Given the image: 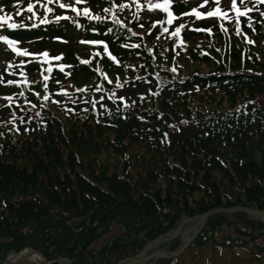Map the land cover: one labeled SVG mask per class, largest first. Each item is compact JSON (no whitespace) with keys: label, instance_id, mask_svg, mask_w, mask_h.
Instances as JSON below:
<instances>
[{"label":"trees","instance_id":"obj_1","mask_svg":"<svg viewBox=\"0 0 264 264\" xmlns=\"http://www.w3.org/2000/svg\"><path fill=\"white\" fill-rule=\"evenodd\" d=\"M35 1L36 13L52 2L61 19L3 27V35L39 48L49 37L90 40L92 58L86 66L70 43L67 74L81 84L65 92L50 82V95L29 79L36 69L0 74V262L30 248L50 264H115L182 216L264 209V44L242 50L243 62L236 50L223 53L219 68L217 52L180 55L166 26L158 37L169 46L145 50L139 33L83 0ZM18 58L7 53L3 62ZM175 60L205 69L185 71ZM209 248L231 254L232 264H264V222L214 214L185 250Z\"/></svg>","mask_w":264,"mask_h":264},{"label":"rangeland","instance_id":"obj_2","mask_svg":"<svg viewBox=\"0 0 264 264\" xmlns=\"http://www.w3.org/2000/svg\"><path fill=\"white\" fill-rule=\"evenodd\" d=\"M62 1L65 3L69 2V0ZM35 2V0H0V17H5L4 21H0V25H2L0 26V36L5 37L2 28L7 27L8 24L20 25L35 20H57L58 17H61V12L59 14L55 13L53 9L54 6L51 5L52 2L45 6L43 14L40 12L36 13L34 9H32L31 12L27 11L28 5H33ZM163 3L164 0H97L90 4V0H83V7L92 12L104 13L112 19L127 25L133 32L139 33L145 50H151L154 44H156L158 48L164 45V50L169 46L165 45V38L161 39L158 37L161 33V28L166 26V29H169V32H167L171 37L180 40L181 44L178 48L180 55L186 57L191 49L203 50L206 53L210 51L217 52L213 54V59L219 68L225 66L220 63L221 61H218V57L219 59L222 58L224 61L227 60L222 57L223 53L226 54L228 51L236 50L240 58V55L244 54H242L241 51L245 50L247 46H251V51H253V48L258 44H264V16H261V12H254V6L259 9V3H256L255 0H244L243 3H241V0H236V8L241 12H245L247 8L253 9V11L247 12V14L243 16L237 14L236 9L231 7L229 0H220L219 4H216L215 0H208L207 3H205V0H171L168 11L153 7V5H162ZM74 5L75 4L71 6L72 12L75 8ZM178 6L180 7L179 12L176 10ZM49 9H51V11H49ZM155 9L161 10L159 15L154 13L155 18L160 19H155L153 17L149 18L145 15L146 11H153ZM193 9L200 12L202 16L197 18L196 15L193 14ZM217 9H219L218 15L211 17L207 15L208 12L216 11ZM82 10L84 11L85 9ZM169 12L172 13L171 17L168 14ZM88 14L90 16L93 15L90 12H88ZM242 18L245 20L244 22ZM169 20H171L170 23ZM177 28L180 29L179 35H174ZM185 33H192L193 36L183 39ZM249 41H252V43H249ZM46 42L48 46L40 48L34 44L22 45L15 43L14 51L13 46H10L3 39H0V74L3 75L2 77L9 76L10 74L24 76L30 72L29 69H31V71L36 69L33 74L29 76V79L32 81L37 78L41 79L44 82L43 89L45 95H50V82L53 83L55 87L52 91L61 89L66 92L72 90L70 88L80 86L81 83L78 79H70L67 74L69 64L64 62L65 51L71 46L70 43L75 42L74 45L77 47L78 53L85 57L83 61H88V63H86V66H88L92 58L90 56V40L81 41L76 39L70 40V43H65L57 38L49 37L46 39ZM7 53L18 55L19 58L14 61L3 62ZM18 53L27 54L20 55ZM45 53H47V56L44 55ZM164 53L165 52L162 51V55ZM55 57H60V59H55ZM243 57L240 58L242 62ZM254 57L257 59L256 56ZM254 57L247 61L254 63L256 61ZM175 61L182 63L185 71L193 67H202L201 65H197L196 62L189 65L187 60ZM163 63L169 65L168 61H163ZM226 64L231 63L227 61ZM217 67H212V69ZM230 67H233V64L230 65ZM62 68L63 70H61ZM245 68L250 69L251 67L245 66ZM51 69H54L52 74H50ZM183 73L184 75L188 74L187 72ZM17 82L18 81H16L15 84H18ZM87 85L89 86L85 88V91L88 94L90 93V82ZM10 86L14 88L12 84H10ZM37 89L40 95L41 91L39 88ZM51 95L55 94L51 93ZM185 236L186 234H182L177 238L181 242ZM156 249L166 248L162 245L150 247L147 253ZM10 255L11 254L8 253L6 262L12 261L13 256ZM176 257L178 258L175 264H232V260L230 259L232 257L231 254L224 250L213 248L185 250ZM241 263L242 262L239 264ZM17 264L29 263L21 261ZM144 264H153V261L148 260L145 261Z\"/></svg>","mask_w":264,"mask_h":264},{"label":"water","instance_id":"obj_3","mask_svg":"<svg viewBox=\"0 0 264 264\" xmlns=\"http://www.w3.org/2000/svg\"><path fill=\"white\" fill-rule=\"evenodd\" d=\"M239 213L243 214L250 219H259L264 220V209H253L244 206H230V207H217L205 211L201 214L194 215L192 217L182 216L178 224L167 233L160 235L153 240H150L144 244V246L140 249V251L132 257H125L117 261L115 264H144L145 261L152 260L153 264H163V261H169L172 258L181 254L187 246L193 241L195 236L203 229V227L207 224L209 218L214 214H232ZM192 220H198L197 225L192 227L191 229L187 228V224ZM182 234H186L181 243L172 251H168L167 249H156L147 253V250L150 247H157L171 239L180 236ZM32 253L37 254L42 259V264H48L45 258L33 249H29ZM22 251V250H21ZM20 252V251H19ZM18 252V253H19ZM10 254H17L15 252H9ZM8 256L6 255L0 264H17L22 261V259H17L11 262H6Z\"/></svg>","mask_w":264,"mask_h":264},{"label":"snow or ice","instance_id":"obj_4","mask_svg":"<svg viewBox=\"0 0 264 264\" xmlns=\"http://www.w3.org/2000/svg\"><path fill=\"white\" fill-rule=\"evenodd\" d=\"M49 2H51V0H49ZM77 3H80V0H76ZM170 2L171 0H164V3L161 5V4H156V5H153V7L155 8H162L164 11H168L169 9V5H170ZM208 0H205V3H207ZM230 4H231V7L236 9L237 11V14L239 16H243V15H246L247 12H251L253 11L252 8H247L245 12H241L238 8H236V0H229ZM244 0H241V3H243ZM256 3H260V4H264V0H255ZM215 3L216 4H219L220 3V0H215ZM61 7H66V5H63L61 4L60 5ZM203 6V5H202ZM32 8L33 6L31 4L28 5V8H27V11L31 12L32 11ZM75 10V9H73ZM49 11H51V9H49ZM84 14L87 15L88 14V10L85 9L84 10ZM169 16L171 17L172 16V13L169 12L168 13ZM193 14L196 15L197 18H200L202 16V14L200 12H198L196 9H193ZM219 14V9H217L216 11H210L207 13L208 16H216ZM261 16H264V12H261L260 13ZM96 19H99V17H95ZM57 19H61V17H58ZM5 20V17H0V21H4ZM171 22V20H169V23ZM2 26V25H0ZM20 25H16V24H8L7 27L9 28H16V27H19ZM183 27V26H181ZM165 31H167V29H165ZM179 32H180V29L177 28L176 29V32L174 33V35H179ZM0 39H3L6 43H8L10 46H13V50L15 51V47H14V44L15 42L14 41H10L8 40L7 37H4V36H0ZM249 43H252V41H249ZM20 55H26L27 53H18ZM45 56H47V53L44 54ZM55 59H60V57H55ZM113 59H115V57H113ZM82 63H88V61H82ZM63 70V68L61 69ZM9 83H12L11 81H9Z\"/></svg>","mask_w":264,"mask_h":264},{"label":"bare ground","instance_id":"obj_5","mask_svg":"<svg viewBox=\"0 0 264 264\" xmlns=\"http://www.w3.org/2000/svg\"><path fill=\"white\" fill-rule=\"evenodd\" d=\"M197 223H198V220H192L186 226H187V228H192L195 225H197ZM149 248H150V246H149ZM10 256H13L12 261L17 260V259H22L23 262L26 261L29 264H42V259L40 258V256H38L35 253H32L28 249H23L19 253L11 254Z\"/></svg>","mask_w":264,"mask_h":264}]
</instances>
